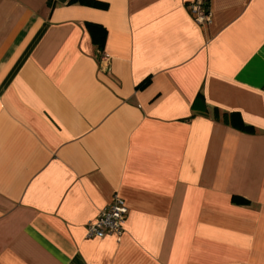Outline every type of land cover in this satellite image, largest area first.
I'll list each match as a JSON object with an SVG mask.
<instances>
[{"label": "crops", "instance_id": "0c3cea01", "mask_svg": "<svg viewBox=\"0 0 264 264\" xmlns=\"http://www.w3.org/2000/svg\"><path fill=\"white\" fill-rule=\"evenodd\" d=\"M69 1L0 0V264H264V0Z\"/></svg>", "mask_w": 264, "mask_h": 264}, {"label": "built area", "instance_id": "2783aa9c", "mask_svg": "<svg viewBox=\"0 0 264 264\" xmlns=\"http://www.w3.org/2000/svg\"><path fill=\"white\" fill-rule=\"evenodd\" d=\"M188 10L193 20L198 24H210L212 15L205 0H192L188 3ZM127 214V206L117 195L99 212L95 221L87 226V237L102 238L114 235L119 238L123 232V224Z\"/></svg>", "mask_w": 264, "mask_h": 264}, {"label": "trees", "instance_id": "16d2710c", "mask_svg": "<svg viewBox=\"0 0 264 264\" xmlns=\"http://www.w3.org/2000/svg\"><path fill=\"white\" fill-rule=\"evenodd\" d=\"M69 2L70 3L78 2L80 4L93 6V7H105V4L99 3L94 0H70ZM85 27L90 35L93 44L96 46L98 50H102L106 38V30L101 25L94 23H85ZM192 110L194 112H201V113H206L208 111L205 101L200 93L197 94V96L195 97L192 103ZM212 114L214 119H221L224 123L229 124L230 126L236 128L239 131L247 132V133L253 132V128L251 126L244 124L240 119V117L235 113H220L218 109L214 108ZM232 201L238 204L246 203L245 200L238 197H233Z\"/></svg>", "mask_w": 264, "mask_h": 264}]
</instances>
